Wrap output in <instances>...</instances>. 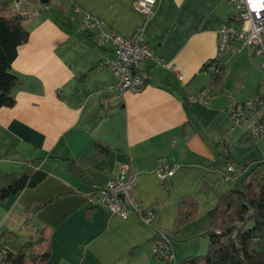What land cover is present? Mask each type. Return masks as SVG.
<instances>
[{"label":"crops","instance_id":"obj_1","mask_svg":"<svg viewBox=\"0 0 264 264\" xmlns=\"http://www.w3.org/2000/svg\"><path fill=\"white\" fill-rule=\"evenodd\" d=\"M227 1L159 0L150 19L135 9L136 0H64L45 10L29 4L30 37L11 71L19 82L16 103L0 109V172L47 177L0 203V230L29 238L45 228L48 264H164L153 253L157 236L173 243L191 227H208V212L232 181L225 179L224 146L242 164L263 141L246 142L226 114L231 104L264 92L260 57L244 48L218 52L222 26L237 24ZM75 8L125 38L143 30L156 56L138 66L143 91L116 93L103 65L114 57L112 47L95 45L97 32L80 33ZM216 66L225 73L213 87ZM205 92L206 103L190 102ZM162 162L175 168L167 182L156 174ZM125 166L136 175L135 199L155 209L151 225L136 212L114 217L94 197ZM185 198L197 203V215L177 231Z\"/></svg>","mask_w":264,"mask_h":264},{"label":"trees","instance_id":"obj_2","mask_svg":"<svg viewBox=\"0 0 264 264\" xmlns=\"http://www.w3.org/2000/svg\"><path fill=\"white\" fill-rule=\"evenodd\" d=\"M17 1L0 2V109L13 107L16 103L14 96L19 82L11 72L12 65L17 57L18 47L27 43L30 37L24 23L29 14L15 9ZM51 3V0L48 4L39 2V6L47 9ZM67 7L68 4L57 9ZM229 23L231 27H239L238 23ZM208 67L209 65L205 69ZM224 73V68L220 66L213 69V87L220 83ZM246 142L256 143L247 135ZM230 149V145H225L222 151L227 160L226 167L236 166V172L231 174L236 187L225 192L218 200L215 210L208 212L210 223L202 234L208 240L207 254L190 258L183 264H264V160L257 161L247 171L248 163H236ZM242 174L244 177L238 187ZM46 177L44 171L34 174L0 172V203L12 196L16 197L25 189L37 187ZM197 209V203L190 198L180 201L177 231L195 219ZM46 231L43 228L35 236L23 238L17 232L0 230V264H48L52 245ZM157 259L164 264H170L167 258Z\"/></svg>","mask_w":264,"mask_h":264},{"label":"built area","instance_id":"obj_3","mask_svg":"<svg viewBox=\"0 0 264 264\" xmlns=\"http://www.w3.org/2000/svg\"><path fill=\"white\" fill-rule=\"evenodd\" d=\"M237 11L236 22L239 27H231L230 23L222 26L219 31V53L236 52L246 49L250 57L258 56L260 69L262 72V87H264V0H228ZM159 0H136L135 9L150 19L155 13ZM75 13L80 17L79 31L83 34L98 35L94 38L95 45L102 47L109 44L113 50V58H108L103 65L111 70L114 76L113 89L116 93L123 92L139 93L146 87L147 81L139 71L138 66L149 59H156L155 53L146 43L143 30H136L131 38H125L104 29L100 20L83 12L80 8H75ZM183 76L179 74V80L183 81ZM200 100L191 97L192 103L201 101L206 103V95ZM226 114L232 122L233 129H238L256 142L264 138V92L255 98L231 104L227 108ZM229 142L228 135L224 137L223 144ZM129 167L125 166L122 173L110 179V181L94 192L95 199L102 205H106L111 210L114 217L123 220L128 219L132 212L139 213L141 219L147 225H151L155 219L154 208H142L135 199L133 189L136 184V175L128 174ZM235 165H228L226 168V180H232L233 173L236 172ZM175 173V168L162 162L156 169V174L163 182H167L169 177ZM153 253L157 258H167L170 264H176L172 252L170 240L164 236L155 239Z\"/></svg>","mask_w":264,"mask_h":264},{"label":"rangeland","instance_id":"obj_4","mask_svg":"<svg viewBox=\"0 0 264 264\" xmlns=\"http://www.w3.org/2000/svg\"><path fill=\"white\" fill-rule=\"evenodd\" d=\"M1 1H4V0H0V2ZM63 1L64 0H51L52 3L50 6L54 7L56 4L57 5L61 4ZM31 3L36 4L34 7L39 6V2H37L36 0H18L14 6H15V9H18V10L20 8H23L22 11L27 13V9L30 7L29 4ZM261 83H262V79H261ZM232 130H233V127H232ZM232 130L230 132H232ZM236 130L239 131L238 129ZM256 149H257V152L252 158L242 162V164L248 163L247 171L251 170L254 167V165L257 163V161L264 160V138H263V141L260 142L259 147ZM244 174H242L239 178L238 187L241 186V182L244 177ZM228 187L229 189H233V187H236V185L234 182L230 181ZM206 229L207 227L200 229V230L198 228L196 229V228L191 227L185 231L181 239L179 238L178 240H173V243L171 241V244L174 250L173 252L176 256V262H177L176 264H183L186 260L190 258L202 257L207 254L208 252L207 249L209 248L208 240L207 238H204L202 235Z\"/></svg>","mask_w":264,"mask_h":264},{"label":"water","instance_id":"obj_5","mask_svg":"<svg viewBox=\"0 0 264 264\" xmlns=\"http://www.w3.org/2000/svg\"><path fill=\"white\" fill-rule=\"evenodd\" d=\"M50 0H39L41 4H48Z\"/></svg>","mask_w":264,"mask_h":264}]
</instances>
